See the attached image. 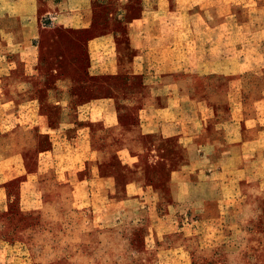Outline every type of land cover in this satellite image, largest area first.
Segmentation results:
<instances>
[{"label":"crops","instance_id":"crops-1","mask_svg":"<svg viewBox=\"0 0 264 264\" xmlns=\"http://www.w3.org/2000/svg\"><path fill=\"white\" fill-rule=\"evenodd\" d=\"M19 1L0 0V36L29 54L37 47L39 0L22 3L28 12ZM91 1L66 0L56 9L67 3L82 22L94 11ZM122 2L121 14H106L122 20L120 45L94 42L114 50L107 57L88 52L74 62L79 71L60 72L41 93L25 82L8 87L0 71V206L8 209L14 193L20 213L30 215L56 208L48 199L69 197L75 226H82L77 214L90 213L91 232H79L81 241L96 244V227L124 213L126 225L143 237L142 252L122 238L131 257L156 262L171 252L196 258L189 247L196 230L219 220L208 210L248 207L242 193L237 200L224 197L233 182L222 175L228 159L212 147L224 141L209 131L238 123L232 143L264 141V0ZM59 11L45 15L53 20ZM252 236L245 242L252 244ZM222 243L237 250L229 248L235 244L229 233Z\"/></svg>","mask_w":264,"mask_h":264},{"label":"rangeland","instance_id":"rangeland-1","mask_svg":"<svg viewBox=\"0 0 264 264\" xmlns=\"http://www.w3.org/2000/svg\"><path fill=\"white\" fill-rule=\"evenodd\" d=\"M26 1L20 0L16 4L20 10L28 12L30 10L26 7H21L22 3L24 6L28 5ZM64 1L66 0L36 2L39 14L34 19L37 20L38 29L34 32L33 42L37 47L31 48L29 54L23 47L7 46L6 34L0 36V71L6 74L8 87L16 89L18 83L20 86L25 85L24 88L27 85L29 90L41 93L42 86L48 87L50 82L54 84V79L60 72L74 75L76 70L79 71L80 65L77 66L74 62L86 57L88 52L94 50L107 57L114 51L112 48H97L96 42L102 46L103 40L109 39L113 40L111 42L115 46L120 45L122 20H110L106 14H121L122 0H92L89 11H94L90 16L84 17L82 22L70 14L74 11L67 3L61 9H56V5ZM58 10V15L52 16L53 20L50 15H45L47 11L54 15ZM27 19L24 18L23 21ZM46 20L49 21L46 23ZM69 26H72V29ZM27 57L28 65L25 62ZM42 75L45 77V83ZM23 82L26 84L22 85ZM101 82L109 81L104 78ZM37 92L34 93L40 99L43 98V95ZM16 99L20 104L26 100L22 96ZM237 125L238 123L234 128L226 129L211 128L209 133L224 141L212 146L228 159L222 164V175L226 180L232 179L233 182L224 192V197L233 196L232 198L237 200L242 193L246 197L243 198L248 207L238 209L237 212H230V209L223 207L218 210L220 214H217L215 209L208 210V216L219 220H214L211 228L196 230L195 240L189 245L191 253L200 256L194 258L192 254V257L188 258L185 254L172 255L171 252H166L164 256L156 258V262L154 257H145L146 260L131 257L122 238L125 235L132 248L142 252L143 237L126 225L130 216L124 213H120L123 217L105 223L108 227H101V223L100 227H96L101 231L100 240L96 244L81 241L79 232L80 235L83 232H91L85 224L90 213L83 210L82 215L77 214L82 226H75L76 210L73 205H69V197L48 199L52 204L55 203L56 208L29 215L20 213L16 194L13 193L14 200L9 208L4 210L0 206V264H264V141L254 146L232 143L239 139ZM251 203L254 206L252 212L249 209ZM106 228L111 231L109 237H112V240L106 239ZM28 229L31 231L30 235L26 233ZM227 233L235 242L233 246H229L230 249L238 246L237 238H243L237 250L226 251L222 248L225 246L222 240ZM251 234L252 244L251 240H244ZM82 237L88 240L90 234H83ZM80 247L84 249L81 250ZM82 253H87L88 257L82 256Z\"/></svg>","mask_w":264,"mask_h":264}]
</instances>
